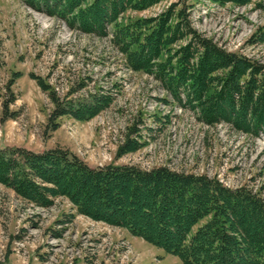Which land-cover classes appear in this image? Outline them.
Segmentation results:
<instances>
[{"label":"rangeland","instance_id":"rangeland-1","mask_svg":"<svg viewBox=\"0 0 264 264\" xmlns=\"http://www.w3.org/2000/svg\"><path fill=\"white\" fill-rule=\"evenodd\" d=\"M170 7L183 8L191 26L221 48L264 63V0H161L128 10L121 21L157 17ZM111 37L74 29L25 0H0V147L63 146L91 166L164 165L216 177L232 188L247 185L264 197V137L201 121L154 75L132 69ZM39 77L61 95L85 79L88 86L78 95L101 87L115 99L89 120L60 117L52 131L53 104ZM128 137L141 146L118 156ZM0 264L184 263L124 227L81 214L65 196L42 207L0 182Z\"/></svg>","mask_w":264,"mask_h":264},{"label":"trees","instance_id":"trees-1","mask_svg":"<svg viewBox=\"0 0 264 264\" xmlns=\"http://www.w3.org/2000/svg\"><path fill=\"white\" fill-rule=\"evenodd\" d=\"M25 1L74 29L111 34L132 69L154 75L176 102L196 110L201 121L226 122L264 137V63L202 36L183 8L122 22L128 10H144L161 0ZM110 25L115 26L112 32ZM184 37H189L186 44L172 47ZM38 81L53 104L48 118L52 131L59 128L60 117L89 120L115 99L101 87L78 95L88 86L85 79L74 81L63 95L42 78ZM140 146L128 137L118 156ZM0 182L42 207L65 196L81 214L124 227L184 264H264V197L247 185L232 188L216 177L164 165L91 166L63 146L43 151L0 147Z\"/></svg>","mask_w":264,"mask_h":264}]
</instances>
